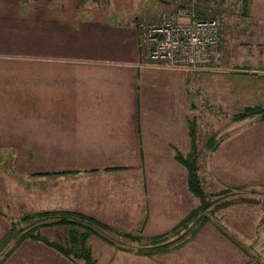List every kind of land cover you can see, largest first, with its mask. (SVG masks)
<instances>
[{"label":"rangeland","instance_id":"obj_1","mask_svg":"<svg viewBox=\"0 0 264 264\" xmlns=\"http://www.w3.org/2000/svg\"><path fill=\"white\" fill-rule=\"evenodd\" d=\"M67 1L58 0L59 7ZM103 1L101 9L108 0ZM113 2L110 0L109 5L116 12L100 19L89 10L97 5L92 0H73L70 7L59 8V14L54 0H0V61L24 57H57L80 63L104 60L116 78L125 75L134 85L137 72L140 96L142 90L143 101H148L141 106L146 120L143 159L137 152L132 161L115 163L130 168L110 174L116 176L106 179L102 194H94V198L104 197L113 190L115 206L105 201L98 204L94 198L83 202L87 175H41L90 164L41 163L31 152L25 154V162L14 164V149L0 144V230H7L24 214L53 207H76L103 218L116 229L145 236L171 230L200 204L189 191L186 168L176 161L174 149L189 152L188 120L192 118L197 121L201 153L199 174L213 201L209 221L195 235L182 231L184 238L190 239L184 246L154 256L138 253L144 244L120 235L111 233L115 244L92 237L89 243L94 256L99 264H264V120L260 115L240 121L234 118L248 106L264 107V80L254 75L249 78L241 68L229 70L224 51L225 45L230 51L232 43L236 47L241 44L240 24L247 21L245 1ZM79 3L86 9L77 11ZM187 7L193 8L198 18V13L221 17L224 56L218 69L143 67L146 46L141 41L140 24ZM140 61L137 68L132 65ZM212 136L219 142L215 151L206 147ZM8 190L13 193L8 194ZM17 198L19 203L11 202ZM3 202H10L7 208ZM42 233L56 240L57 233L63 237L66 230L51 227ZM179 239L171 235L174 245ZM50 250L33 242L4 264H77L59 252L56 258Z\"/></svg>","mask_w":264,"mask_h":264},{"label":"crops","instance_id":"obj_2","mask_svg":"<svg viewBox=\"0 0 264 264\" xmlns=\"http://www.w3.org/2000/svg\"><path fill=\"white\" fill-rule=\"evenodd\" d=\"M54 1L58 14L59 8L66 9L73 2L68 0L59 7L58 0ZM113 1V5H116V0ZM93 2L97 5L89 10L100 19L116 12L110 7V0L106 1L107 10L100 8L103 0ZM81 8L79 3L77 11ZM244 15L247 21L240 24V46L236 47L232 43L230 52L225 45V37H222L226 64L230 66L229 70L237 71V68H241L249 78L254 75L264 80V0H248ZM144 60L143 63L140 61L132 65L137 68L142 63L145 68H161L150 63L146 54ZM108 67L109 62L94 59L82 63L57 57L7 58L0 61V144L14 149V164L17 161L25 162L27 152H31L35 161L41 163L62 161L90 164L83 169H68L77 172L63 173L68 170H61L41 173L42 176L56 177L67 174H81L83 177L87 175L88 180H83V186L85 193L90 196L84 194L82 199L85 204L94 198V194H102L101 190L107 186L106 179L116 176L110 174L130 168V165L115 166V163L132 161L138 155L137 152L141 159L145 154L143 129H146V120L141 108L145 95L141 90L140 96L137 72L134 85L125 75L116 78L113 69H106ZM12 174L9 173L8 176ZM7 192L13 193L9 190ZM109 192L111 194H104V197L98 196L93 200L98 204L105 201L115 206L116 195L113 190ZM11 202L19 203V199ZM3 203L7 208L10 202ZM75 208L53 207L37 211H80L116 228L95 214ZM25 216L27 214L21 219ZM9 229L0 230V239ZM187 239L186 244L190 240ZM33 242L41 244L25 240L11 252L8 259L20 254L25 245ZM50 249L51 254H56L55 257L59 258L58 251ZM7 252L4 251L1 257ZM61 257L65 258L63 255Z\"/></svg>","mask_w":264,"mask_h":264},{"label":"trees","instance_id":"obj_3","mask_svg":"<svg viewBox=\"0 0 264 264\" xmlns=\"http://www.w3.org/2000/svg\"><path fill=\"white\" fill-rule=\"evenodd\" d=\"M92 1L97 2L98 0ZM244 1L246 9L248 0ZM198 16L203 19L208 18V16L203 13H198ZM255 115H260L261 119L264 120V107L258 105L248 106L243 111L237 113L234 118L240 121ZM188 123L190 150L188 153H183L180 149L175 147V159L186 168L188 188L192 194L200 200V204L171 230L161 234L145 236L140 232L134 233L116 229L96 217L80 211H37L27 214V216L19 222H13L9 231L0 239V253L3 250L8 251L6 255L0 259V264L8 259L11 252L25 240L41 242L77 264H99L94 256L93 248L89 241L92 237H99L111 244H115V241L111 237V233L125 237L132 242L144 244V246L138 249V253L142 255L154 256L156 254L169 252L175 247L185 245L188 239L184 238L182 231H188L191 235H194L201 226H204L209 221V210L213 205L211 195L206 191L199 174L201 153L199 149L197 121L189 118ZM206 147L212 151H215L219 147V142L215 136L207 140ZM112 169L114 168H106V170ZM66 172L77 171H63V173ZM22 222L30 223L29 225H22ZM51 227L65 228L66 235L62 237V234L57 233L58 238L56 240L48 238L42 233V230ZM174 234H176L177 238H180L176 245H174L171 240V235ZM12 242H14V245L9 249Z\"/></svg>","mask_w":264,"mask_h":264},{"label":"built area","instance_id":"obj_4","mask_svg":"<svg viewBox=\"0 0 264 264\" xmlns=\"http://www.w3.org/2000/svg\"><path fill=\"white\" fill-rule=\"evenodd\" d=\"M140 29L147 60L160 67L213 71L224 56L219 16L198 18L187 7L142 22Z\"/></svg>","mask_w":264,"mask_h":264}]
</instances>
